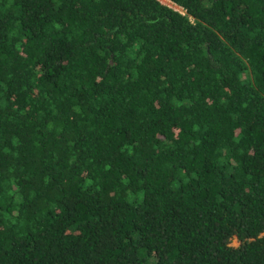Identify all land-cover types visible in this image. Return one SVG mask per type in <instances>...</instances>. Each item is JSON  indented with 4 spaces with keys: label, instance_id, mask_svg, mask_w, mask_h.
Instances as JSON below:
<instances>
[{
    "label": "trees",
    "instance_id": "16d2710c",
    "mask_svg": "<svg viewBox=\"0 0 264 264\" xmlns=\"http://www.w3.org/2000/svg\"><path fill=\"white\" fill-rule=\"evenodd\" d=\"M169 1L0 0V264H264V0Z\"/></svg>",
    "mask_w": 264,
    "mask_h": 264
},
{
    "label": "rangeland",
    "instance_id": "374dc122",
    "mask_svg": "<svg viewBox=\"0 0 264 264\" xmlns=\"http://www.w3.org/2000/svg\"><path fill=\"white\" fill-rule=\"evenodd\" d=\"M161 2L168 4L170 6H173L175 8H178L176 5H174L173 3H171L169 0H160ZM241 244V241L237 238V237H233L231 240V245L234 246H239Z\"/></svg>",
    "mask_w": 264,
    "mask_h": 264
}]
</instances>
